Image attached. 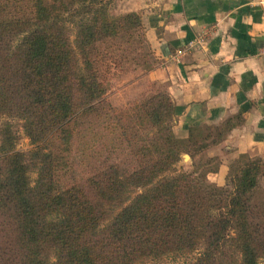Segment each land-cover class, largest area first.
Masks as SVG:
<instances>
[{"label": "trees", "instance_id": "16d2710c", "mask_svg": "<svg viewBox=\"0 0 264 264\" xmlns=\"http://www.w3.org/2000/svg\"><path fill=\"white\" fill-rule=\"evenodd\" d=\"M113 2L0 0V264H138L199 248L193 264H260L264 199L256 189L264 162L240 156L223 185L208 178L219 169L215 157L195 161L189 171L176 168L182 152L204 153L230 126L192 128L187 138L177 137L175 107L163 90L141 93L122 109L107 102L111 69L126 61L154 65L140 14H113ZM68 19L78 26L83 66L68 47ZM99 42L121 49L119 58ZM92 113L138 135L137 143L135 136L126 140L137 166L127 173L111 148L96 159L93 185L58 188L67 146L89 127ZM14 114L34 145V185L27 154L16 149L8 119ZM136 180L145 189L124 205ZM115 204L122 208L112 215Z\"/></svg>", "mask_w": 264, "mask_h": 264}, {"label": "crops", "instance_id": "0c3cea01", "mask_svg": "<svg viewBox=\"0 0 264 264\" xmlns=\"http://www.w3.org/2000/svg\"><path fill=\"white\" fill-rule=\"evenodd\" d=\"M122 2L121 12L140 14L153 51L150 69L133 67L144 80L137 93L169 94L177 137L230 126L204 152L220 160L209 180L225 184L229 164L242 155L264 162V0Z\"/></svg>", "mask_w": 264, "mask_h": 264}, {"label": "rangeland", "instance_id": "374dc122", "mask_svg": "<svg viewBox=\"0 0 264 264\" xmlns=\"http://www.w3.org/2000/svg\"><path fill=\"white\" fill-rule=\"evenodd\" d=\"M3 1L6 2V0ZM122 1L123 0H114L110 8L111 13H123L121 12L124 6ZM65 9L67 8H63L62 11ZM65 15L68 16V13H65ZM89 18L92 19V15H90ZM64 31L66 33L65 37L67 38L66 40L68 41L69 49L73 53H76L78 59L77 63L83 66L84 59H82L77 49L78 26L71 19H68V21L65 23ZM12 39L13 42L16 43L19 39V36L14 35ZM99 43L100 46H103V51H109V54L115 55L114 59L116 57L119 58L120 53L118 50L121 49L112 47V44L107 46L106 43ZM133 67H135L133 63L126 61L121 67H114L109 73H106L107 80L105 81V87L107 92L105 98L107 102L117 109L127 107L140 96L137 93V90L140 86H143L144 80H142L141 76H139L140 74H138L137 71H133ZM134 94H136V96L131 98ZM4 117L5 116L0 117V122L2 119H4ZM8 119H12L14 123V130L17 134L16 149L22 150L27 154L26 159L31 175V183L34 185L39 175V170L34 166V161L30 157L29 152L31 149H33L34 145L31 142L30 137L26 135L22 126V122L19 120V118H16V115L14 114L13 116H9ZM88 121L91 123L88 125L89 127L85 129V125H83L81 127L82 130H80V133L77 132L75 139L72 140L67 146V150L64 153L65 164L58 166V168L62 167L59 171V181L57 183L58 188L73 183L78 184L83 188H88L89 183L93 185L90 180L93 178V167L97 164L96 159L100 157V155H109L111 148H114V157L112 158L113 161L122 165L125 171H133L137 166L136 158L129 153V147L126 140L127 136L129 135V137L135 136V142L137 143L138 135H135L133 131L129 129L130 127L126 128V130L119 129V126H117L116 129L113 128L112 123L114 124L115 122H112V117L107 115L97 117L93 116L92 113ZM139 143L143 144L144 142ZM185 154L186 152L181 153L180 159L176 164L178 171H189L194 167V165H196L195 161L202 162L209 159L205 153H201L194 158H185ZM214 162L215 161L211 163V166L216 164ZM89 163H91V167ZM141 180L143 181V179ZM137 183L138 185L136 187L129 188L128 198L125 200L124 205L130 202L129 199L133 198L137 193H140L145 189V186H142L141 181H137ZM92 196L93 195H91V197ZM256 197L261 200L264 199L263 186L258 185L256 189ZM115 205L116 206L112 208V215H114L117 210L122 208V206H119L120 204ZM5 220L7 221V219ZM103 221L106 223L108 219H104ZM1 222L2 218L0 217V223ZM201 249L202 248H199L192 253L171 252L165 254L161 258L147 260L144 263L139 262L138 264H193L196 261V257L199 255ZM260 264H264V256L260 258Z\"/></svg>", "mask_w": 264, "mask_h": 264}, {"label": "water", "instance_id": "95a60500", "mask_svg": "<svg viewBox=\"0 0 264 264\" xmlns=\"http://www.w3.org/2000/svg\"><path fill=\"white\" fill-rule=\"evenodd\" d=\"M184 157H185V158H190V156H189L188 153H186V154L184 155Z\"/></svg>", "mask_w": 264, "mask_h": 264}]
</instances>
